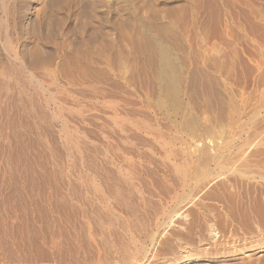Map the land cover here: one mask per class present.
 I'll return each mask as SVG.
<instances>
[{
  "label": "rangeland",
  "instance_id": "rangeland-1",
  "mask_svg": "<svg viewBox=\"0 0 264 264\" xmlns=\"http://www.w3.org/2000/svg\"><path fill=\"white\" fill-rule=\"evenodd\" d=\"M263 165L264 0H0V191L121 190L89 264H264Z\"/></svg>",
  "mask_w": 264,
  "mask_h": 264
},
{
  "label": "bare ground",
  "instance_id": "bare-ground-1",
  "mask_svg": "<svg viewBox=\"0 0 264 264\" xmlns=\"http://www.w3.org/2000/svg\"><path fill=\"white\" fill-rule=\"evenodd\" d=\"M162 58H164V57H162ZM164 60H165V58H164ZM166 60H165V62H167ZM159 62H160V58H159ZM162 62H164V61H162ZM162 65L164 66L165 63ZM245 145H247V143ZM243 146H244V144H243ZM247 148H248V146H247ZM206 149H208V148H206ZM260 153H261V151H260ZM203 154L206 155L205 153H203ZM204 155H202V156H204ZM248 158H249V155H248ZM210 159H211V157H210ZM230 162H232V161H230ZM194 164H195V162H194ZM177 167L175 166L174 169H176ZM259 167H260V165H259ZM180 168H181V166H180ZM178 169H179V167H178ZM176 171H177V169H176ZM182 172H183L182 175H185L184 170ZM177 173H176V175H177ZM23 174H21V175H23ZM187 176H189V175H187ZM23 177H24V175H23ZM80 177H81V175H80ZM24 178L26 179V177H24ZM94 182L95 181H93V183ZM179 184H180V182H179ZM29 186H28L29 188H26L24 186L23 187L17 186L18 187L17 188L15 186L16 188L13 187V190L6 193V195H4L2 191H0V264H43V263L44 264H47V263L48 264H89L87 260L90 258L87 259V256H88L87 253L88 252L90 253V251L92 249L91 247L94 248L98 245V243L100 244L101 241H103L104 235H107L110 237L113 236V238L115 239L116 231L114 229H116L118 226H115V228H114V223L116 224L118 222H121L120 221L121 217L120 216H119L120 218L117 217L118 216L117 213H116L117 215L114 217L113 213L117 212V211L115 210L112 212V210H114L113 209L114 206H112V205H115L116 208L118 205H119V207H120V205L122 207L123 197L121 196V193H120L121 190L117 191L116 189H114V190H112V189L106 190L105 189L106 191L103 192V191L98 189L99 188L98 185L95 186L94 184L92 186H90L89 189L86 188V190H87L86 193L83 191L81 192V189L78 190L76 187H75L76 188L75 189L74 186H71V185L65 186V187H60V186L51 187V188L48 187V189L36 188L33 185L32 186L29 185ZM82 186H83V184H82ZM7 189H8V187H7ZM144 193H146V192H144ZM82 194H85L86 197L83 198ZM157 198H158V196H157ZM85 201H88V202H85ZM125 203H127V202L124 201V205H125ZM121 212H123L122 209H121ZM114 218L116 219V221L114 223H112V220H114ZM119 224H121V223H119ZM122 224H123V222H122ZM122 224L119 226L123 227ZM119 230H120V228H119ZM119 230H118V232H119ZM117 235H119V234H117ZM106 239L110 240L107 237H106ZM118 239L119 238H117V240ZM123 242H125V241H123ZM109 243H110V241H109ZM107 245H109V244H107ZM122 247H123L122 250H124V244H123V246L121 245V248ZM95 250H97V249L95 248ZM126 250L124 252L122 251V254L126 255ZM119 251H121V249H119ZM131 251H133V250L131 249ZM104 252H106V251H104ZM91 253H92V251H91ZM101 253H103V249H102ZM97 254H99V252ZM97 254H94V255H96L95 257H98ZM130 254H132V253H130ZM91 256H92V254H91ZM101 256L103 258L104 254ZM105 256H106V253H105ZM127 256H129V254L126 255V258H127ZM131 258H133V257H131ZM92 259H91V261H92ZM112 260H114V259H112ZM95 261H96V259L93 261L94 262L93 264H102L101 263L102 261H103V264H105L104 260L100 261V259H97V261L96 262ZM130 261H131V259H130ZM110 262H108V263L111 264ZM126 263L127 262H124V264H126ZM112 264H114V263H112ZM120 264H121V262H120Z\"/></svg>",
  "mask_w": 264,
  "mask_h": 264
}]
</instances>
